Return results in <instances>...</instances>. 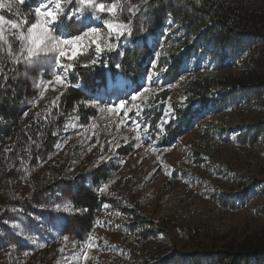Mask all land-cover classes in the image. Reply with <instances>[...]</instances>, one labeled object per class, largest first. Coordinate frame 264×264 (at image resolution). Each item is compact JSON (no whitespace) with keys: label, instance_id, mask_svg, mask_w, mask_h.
I'll use <instances>...</instances> for the list:
<instances>
[{"label":"rangeland","instance_id":"obj_1","mask_svg":"<svg viewBox=\"0 0 264 264\" xmlns=\"http://www.w3.org/2000/svg\"><path fill=\"white\" fill-rule=\"evenodd\" d=\"M143 1H104L118 5L114 15L93 17L86 10L78 20L67 15L78 7L75 0H62L64 15L55 25V34L68 40L81 38L74 41L79 54L72 60L62 57L61 66L55 62L56 53L42 56L35 64L23 62L20 41L15 39L19 33L14 35L11 26L4 25L12 49L10 54L8 43L0 41V68L6 63L13 67L14 79L25 95L9 108L17 111V120L0 118V264H139L133 253L152 259L176 249L194 251L195 242L222 248L247 235H264V198L259 191L264 185V126L254 138L252 128L264 122V91L227 97L225 105L198 112L169 145L158 144V134L150 136L145 108L156 92L171 90L157 124L163 132L162 125L175 120L172 103L182 102L184 80L242 70L232 52L220 61L216 55L220 50L208 52L197 44V51L184 54L185 47L180 46L184 32L171 16L160 30L142 31L153 56L152 70L140 86L116 77L107 81L106 88L86 91L82 110L75 109L61 121L54 116L50 138L19 150L18 130L31 120L52 115L74 64L81 62L79 55H92L93 48L99 57L104 45L116 44L118 50L129 45V23L142 25L145 20ZM222 1L264 10V0ZM41 2L27 12L30 22L45 23L44 16L37 18L34 13ZM59 24L68 25L69 32H58ZM106 25L126 27L120 33ZM92 27L98 32H87ZM61 47L69 56L76 50L73 44ZM172 53L182 59L181 77L165 82L160 78L165 69H154L158 59ZM97 169L108 176L95 184L91 177ZM82 184L102 198L90 230L78 224L85 213L74 201L75 188ZM123 207H135L155 227H165L166 233L147 237L142 228H131L134 220L121 211Z\"/></svg>","mask_w":264,"mask_h":264},{"label":"trees","instance_id":"obj_2","mask_svg":"<svg viewBox=\"0 0 264 264\" xmlns=\"http://www.w3.org/2000/svg\"><path fill=\"white\" fill-rule=\"evenodd\" d=\"M38 1L23 0L19 3L17 0H3L5 6L0 8V14L21 19ZM141 8H144V23H129L131 33L128 46L118 50L116 44L104 45L99 57L94 56L93 48L90 51L92 55H79L81 62L74 64L69 85L61 93L52 115L44 120H31L18 130L16 143L21 146L19 150H23L31 142L50 138V121L54 116H59L61 121L75 109L82 110L81 101L85 99L86 91L95 92L104 88L109 79L113 82L118 76L136 87L140 86L143 76L152 70L150 62L153 56L152 48L144 42L142 31L160 30L168 16L179 22L184 32V39L180 44L185 47L184 54L197 51V44L208 52H211L210 48L220 50L221 53L215 52L220 61L224 55L232 52L235 58L240 59L242 70L239 74L223 73L219 77L205 74L184 80L182 102L172 103L175 120L163 124V132L157 129V124L163 116L171 90L161 89L156 92L148 100L149 106L145 108V116L150 118V136L155 137L158 134V144L166 146L174 142L190 126L192 118L198 112L208 107L225 105L227 97L235 98L239 95L254 94L257 90L264 91V10L246 9L222 0H144ZM56 30L69 32V26L59 24ZM139 41L141 45L138 44ZM201 44L205 45L202 47ZM181 62L180 56L176 58L172 53L166 58L158 59L154 70L165 69L160 72V78L165 82L172 81L181 77ZM13 72V67L8 63L0 68V118L4 120H17V111H11L9 108L15 107L25 95L22 84L14 79ZM77 85L82 86V89ZM263 126L264 122L253 125V138ZM107 176L103 169H97L91 181L97 184ZM259 191L264 198V185ZM74 201L85 213L84 218L78 221L79 226L90 230L91 222L102 204V198L90 187L82 184L75 188ZM121 211L133 218L134 221L129 226L133 229L142 228L147 237L166 233L165 227H155L154 221L146 215H139L135 207H123ZM195 244L194 251L176 249L152 259L141 258L134 253L133 256L140 259L139 264H264V235L260 233L247 235L228 247H202L197 242Z\"/></svg>","mask_w":264,"mask_h":264},{"label":"snow or ice","instance_id":"obj_3","mask_svg":"<svg viewBox=\"0 0 264 264\" xmlns=\"http://www.w3.org/2000/svg\"><path fill=\"white\" fill-rule=\"evenodd\" d=\"M23 2V0H22ZM71 3L72 0H67ZM56 6L52 7V0H42L41 4L35 7L34 13L37 18L40 16L45 17V23L39 24L30 22L29 16L31 13L23 16L18 22L12 20H6L3 14H0V41L8 43V47L11 54L12 44L5 40L4 36V25L8 24L14 30L15 39L20 41V55H24V61L28 64H35L43 56L46 57L52 53H56L55 62L58 66H61V58L67 56L69 60L74 59L79 54L78 46L75 45L74 41H77L81 36L73 37L72 40L64 39L63 37L57 36L55 34V25L59 22L60 17L64 15L62 9V0H55ZM75 3L78 5L72 12L68 13V19H72L73 16H76L77 19H81L86 10H91L93 17H96L97 13L109 15H114L118 7L117 4L112 3L108 5L104 0H75ZM3 0H0V8H4ZM19 15V14H18ZM109 27L110 31H116L122 33L126 26H117L113 27L112 25H106ZM87 32L96 33L98 29L95 27L88 28ZM87 34V33H84ZM64 44H73V47L76 49L69 56L66 53L61 45ZM26 53V54H25ZM17 62L19 56H17ZM71 64L67 65V68L70 69ZM56 81L58 83L62 82V77L57 74ZM133 100L136 99V95H133ZM124 101H121L120 106L124 105ZM113 106H109V110H112ZM67 239V238H66Z\"/></svg>","mask_w":264,"mask_h":264}]
</instances>
